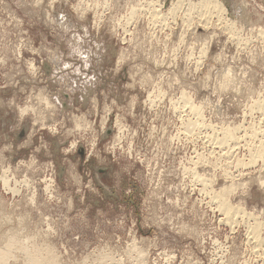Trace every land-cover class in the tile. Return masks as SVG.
<instances>
[{"label": "rangeland", "instance_id": "obj_1", "mask_svg": "<svg viewBox=\"0 0 264 264\" xmlns=\"http://www.w3.org/2000/svg\"><path fill=\"white\" fill-rule=\"evenodd\" d=\"M218 1L0 0L2 264H264V0Z\"/></svg>", "mask_w": 264, "mask_h": 264}, {"label": "bare ground", "instance_id": "obj_2", "mask_svg": "<svg viewBox=\"0 0 264 264\" xmlns=\"http://www.w3.org/2000/svg\"><path fill=\"white\" fill-rule=\"evenodd\" d=\"M204 3H209L210 5H212L213 7H215V8H218L219 9V11L221 10L222 11V4L218 1V0H214V1H210V0H204ZM81 15V14H80ZM45 103V102H44ZM229 207H230V205L229 204H227V203H225V204H223V209L225 210V211H228L229 210ZM15 238H17L15 235H14V237L13 236H11L10 238H9V240H12V242H13V239H15ZM18 239V238H17ZM12 242L10 243H8L5 247H3V248H1L0 249V264H2L3 262H6L5 260L7 259V258H9L8 256H10L9 254H11L10 252H11V244H12ZM17 243H19V241H16ZM15 243V242H14ZM13 243V244H14ZM21 244V243H20ZM18 245V244H17ZM22 246V245H21ZM20 246V247H21ZM17 247V246H16ZM22 248V247H21ZM28 249V248H27ZM24 250V249H23ZM13 253V252H12ZM25 254V253H24ZM40 254V253H39ZM12 255V254H11ZM28 255H29V258L27 259L26 258V260H28V262H29V264H56V262H55V260L52 258H49V260H42L39 256L37 257L36 255H33L32 253L30 254V252H28ZM22 257V256H21ZM25 257H26V255H25ZM28 257V256H27ZM23 259V258H22Z\"/></svg>", "mask_w": 264, "mask_h": 264}]
</instances>
